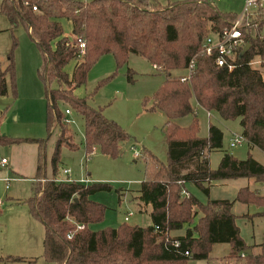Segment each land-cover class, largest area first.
I'll use <instances>...</instances> for the list:
<instances>
[{"label":"trees","instance_id":"1","mask_svg":"<svg viewBox=\"0 0 264 264\" xmlns=\"http://www.w3.org/2000/svg\"><path fill=\"white\" fill-rule=\"evenodd\" d=\"M0 14L8 22V31L19 26L24 30L40 56L36 75L45 102L47 138L53 130L57 131L49 157L50 176L44 171L45 138H11L0 134V145L37 144L32 195L24 203L30 216L42 226L41 257L45 262L185 264L187 260L206 259L212 244L226 242L230 245V257L242 259L239 264H264V240L258 244V252L249 250L234 224L231 201L212 199L200 203L191 194L179 195L185 183H192L206 194L207 186L216 180H264V166L249 154L236 159L223 152L217 166L210 169L208 154L221 147L222 132L209 123L206 136H197V120L191 105L193 100L221 120L238 119L240 136L248 148L255 147L264 153V69L260 72L249 66L254 57L264 63V37L259 34L264 25L263 14L255 16L257 20L250 24L253 28L243 31L239 26L244 45L232 59H227L234 65L230 71L225 65L217 66L212 57L198 55L187 81L171 77L170 72L184 70L198 52L202 39L230 26L237 17L235 13L220 12L212 0L164 4L156 0H1ZM61 19L70 22V38L63 35ZM75 38L82 39L85 48L69 79L63 67L71 58L77 59ZM10 42L6 65L0 66V96L7 94L8 86L15 95L12 52L17 42L13 35ZM103 54H111L116 67L123 65L129 54L137 55L151 66L160 67L156 71L164 74L148 110L160 111L165 116L166 161L160 163L144 153L152 164L151 179H143L137 191L139 202L150 206V224L144 227L122 223L114 228L89 229L102 221L105 210L89 196L109 187L101 183L54 181L59 149L65 145L62 136L69 132V126L62 121L65 108L82 119L85 154L96 149L117 157L119 144L130 140L101 110L72 93L84 83L87 70ZM185 115H191L190 122L178 127L175 120ZM255 199L258 198L246 188L239 189L235 198L242 202ZM195 209L201 213L196 224L186 228L182 235L170 236V232L192 220ZM75 224H82L83 228L74 231ZM68 232L71 236L66 238ZM174 240L179 243L176 248L171 244Z\"/></svg>","mask_w":264,"mask_h":264},{"label":"rangeland","instance_id":"2","mask_svg":"<svg viewBox=\"0 0 264 264\" xmlns=\"http://www.w3.org/2000/svg\"><path fill=\"white\" fill-rule=\"evenodd\" d=\"M158 1L164 4L176 0ZM212 1L216 5H226L236 12L242 8V0ZM256 18L242 19L239 22L240 28L243 31L248 27L253 28V25L250 24L257 20ZM60 25L63 33L71 37L70 22L61 19ZM0 28H3L0 31V66L2 68L6 65V54L10 49L11 35L15 37L17 42L12 52L15 95L8 86L7 94L0 96V134L11 138H45L44 171L46 176H50L49 157L54 147L57 131L53 130L47 138L44 122L45 102L42 86L36 75V70L41 64L40 56L20 26L13 29L12 32L7 30V23ZM259 34L264 37V26L259 28ZM81 59L71 58L64 65L63 71L69 79L76 62H80ZM252 62L251 68H256L260 72L263 71L264 63L260 64L257 57H254ZM127 69L130 70V80H128ZM180 72L183 74L184 70L171 71L170 76H180ZM163 79V72L154 70L149 62L137 55L129 54L126 62L116 67L111 54H103L87 70L84 83L72 90L75 97H84L88 105L101 110L106 119L115 122L130 137V140L119 144L117 157H110L95 150L84 158L82 119L70 110L71 113L68 117L72 122L69 124V132L62 136L65 145L59 149V163L55 178L60 179L58 177L59 170L65 167L68 168L73 177L89 179L86 184L101 183L109 187L108 190L95 191L89 196L91 200L105 207L102 221L90 225L89 229L91 230L104 227L114 228L122 223L141 227L150 223L149 215L144 211V205L137 198V191L143 179H151L152 164L144 153L153 156L160 163L166 161V142L163 132L165 116L160 111L148 110L152 101L151 97ZM54 84L53 82L51 86ZM192 107L197 120V136L205 137L209 120L206 111L194 104ZM209 118L210 123L222 132L221 147L211 150L208 154L210 169L217 166L223 152L231 154L236 159H244L249 154L251 158L264 166V153L257 148H248L244 140L233 147H228L232 134L239 135L240 133L238 119L223 121L211 111ZM190 120L191 115H185L176 120L175 123L178 127L186 126ZM26 145H23L25 147L21 146L16 152L18 163L22 162L23 164L27 159L28 149ZM3 146H0V154L9 160L10 154ZM134 150L138 155H134ZM4 171H8V169H0V201L2 203L0 207V257L2 258L0 264H27L21 261L9 262L5 260L3 257L5 254L2 251L4 249L2 239L5 228H9L12 221L16 220L17 217L27 214L28 209L24 200L32 195L30 181L24 180L17 183L11 181L9 188L5 190L3 179L9 178ZM213 184L207 186L206 194L193 184L188 186V189L200 203L212 199L231 201L230 212L234 215V224L238 228L240 238L248 246L262 242L264 240V181L262 185L257 187L247 178L216 180L213 181ZM242 186H248V190L258 199L246 202L235 200L237 191ZM14 192L18 199L9 198L10 193L15 196ZM126 195L130 199H126ZM10 199L14 201L12 205H8ZM124 216L127 217V220H123ZM194 217L190 222L183 223L181 229L175 230L176 233L181 234L186 228L191 229L198 220V218L195 220ZM34 222L40 227L41 231L39 232L42 235L41 224L38 221ZM38 241L40 242L39 238ZM36 248L38 249L37 241ZM39 253L41 254L40 250ZM229 254V244L214 243L210 246L206 259L187 260L185 264L240 263V259L230 257ZM31 264L49 263L43 259H38Z\"/></svg>","mask_w":264,"mask_h":264},{"label":"crops","instance_id":"3","mask_svg":"<svg viewBox=\"0 0 264 264\" xmlns=\"http://www.w3.org/2000/svg\"><path fill=\"white\" fill-rule=\"evenodd\" d=\"M82 1H87V0H82ZM156 1L159 2L158 0H156ZM176 1H180V0H176ZM0 2H1V0H0ZM172 2H174V1H172ZM213 4L215 5V7L220 12L235 13V15L237 16L240 13V11H241V10L239 12L238 11L237 12L233 11V10L230 9V7H226V5H221V4L220 5H218V4L216 5L215 2H213ZM2 19H4V20H2ZM6 23L8 24L6 18L3 15L0 14V27H2ZM1 30H3V28H0V31ZM63 35H65L66 37L70 38L69 35H67L65 33H63ZM180 74H182V73L180 72ZM192 104L197 106L195 104V102L193 103V100L191 101V105ZM201 109L204 110L203 108H201ZM204 111H206V110H204ZM207 118L209 119L208 120V124H209L210 123V118L209 117H207ZM178 119H176V120H178ZM208 124H207V127H208ZM0 131H1V129H0ZM25 144H27L26 147L28 149V151H27V159L25 160V162L23 164H22V162L18 163L17 162L18 158H16V152H18L17 150L21 146L25 147V146H23ZM0 146H3V145H0ZM3 147H6L5 148V149H7L6 151L9 152L10 159L8 160L6 158L7 164L4 165L3 167H0V169L1 170L5 169V168L8 169V171H4V172L7 174V177L9 178V182L13 181L14 183H17V182H20V181L29 180L30 181L29 185H30V188H31V183H32L33 177L35 175V168H36L37 144L36 143H32V142H27V143L20 142V143L6 145V146H3ZM252 148H255V147H252ZM95 150L96 149H94L93 152ZM0 158H5V157L2 156V154H0ZM84 158H86L85 154H84ZM63 169H67L68 170V168H65V167L61 168L59 170L58 177L60 179H63V180H68L69 179L71 181H74V182H77V183H83V184H86V183L89 182V179H87L86 177L85 178L73 177L70 174L69 170H68V173H63ZM247 179L251 180L253 182V184L255 185V187L262 185L263 181H264V180L263 181H256L253 178H247ZM223 180H228V179H223ZM9 182H8V187L4 188L5 190H7L9 188ZM211 183L213 184V182H211ZM3 184L5 185V182ZM210 184L208 186L212 185V184L211 185ZM190 185H192V183H185L184 184V188H185V190L187 191L188 194H191V192L188 189V186H190ZM213 185H215V184H213ZM241 188H246L247 190L249 189L248 186H242L239 189H241ZM207 191H208V188H207ZM249 192H251V191H249ZM9 198L18 199L16 193H15V196H13L10 193ZM12 202H14V201H12L10 199V202H9L8 205H12ZM8 205H7V208L9 207ZM1 206H2V203H1ZM140 211H141V209H140ZM144 211L146 213H148V215H149L150 206L149 205H144ZM195 213H196V215H195V217L194 216L193 217L196 220L197 218L200 217L201 213L198 212L196 209H195ZM123 220H124V217H123ZM126 220H127V218H126ZM34 221H36V220L33 219L30 216V214L28 213V211H27V214L25 216L21 215V217L20 216L17 217L16 220L12 221L11 226H9V228H7V227L5 228V230H4V238L2 239V242L4 244V249H2V251L5 254L3 256L5 260H7L9 262L10 261H21L23 263L31 264V263L35 262L36 260H38V259H42L41 254L39 253V250H40V252L42 251V244H41L42 235L39 232V231H41V229L38 226V224H36V222H34ZM238 233H239V231H238ZM169 234L171 236H177V235H182L183 233L177 234L176 231H172ZM38 238H39L40 242L38 241ZM36 241L38 242V249L36 248ZM222 243H226V242H222ZM226 244H228V243H226ZM39 247H40V249H39ZM249 250L251 252H253V253L254 252H258V250H259L258 244L249 246ZM0 251H1V248H0ZM39 254H40V257H39ZM16 257H20L21 259L20 260L13 259V258H16ZM1 259L2 258L0 257V260ZM238 259H240V258H238ZM29 260H33V261L32 262H28ZM240 260H242V259H240Z\"/></svg>","mask_w":264,"mask_h":264},{"label":"built area","instance_id":"4","mask_svg":"<svg viewBox=\"0 0 264 264\" xmlns=\"http://www.w3.org/2000/svg\"><path fill=\"white\" fill-rule=\"evenodd\" d=\"M32 10H35L34 6H32ZM259 13L263 14L264 16V0H242V9L230 26L223 27L217 33H209L202 39L198 52L188 61L187 66L184 69V73L179 76V80L181 81L189 80L191 72L194 68L195 57L198 55L212 57L213 62L217 66L225 65L227 67V70L230 71L234 67V65L227 62V59H232L233 56L236 54L237 50L243 47L244 45L242 34L239 29V22L243 18L255 17ZM73 43H74V46L77 48V52H78L76 58L80 59L84 53V48H85L84 41L80 38H75L73 39ZM252 63L253 62L250 61L249 66ZM151 67L154 70L160 68L155 65H152ZM63 113H64V116H63L62 121L69 126V124L72 122V120L69 119L68 117L71 111L65 108ZM206 116L207 117L210 116V111H206ZM242 140L244 139L240 136V134L239 135L232 134V137L230 138L229 143H228V147H233L239 144ZM88 154H85V156H87ZM134 155H138V153L135 152V150H134ZM6 164H7L6 158H0V167H3ZM63 173H68V170L63 169ZM3 181L5 182L4 188H7L9 179H3ZM54 181L69 182L71 180L69 179L63 180V179L55 178ZM179 195L180 197H186L188 196V193L185 189H181ZM0 206H1V201H0ZM126 218L127 217L124 216V220H126ZM82 228H83L82 224H75L74 231L80 230ZM65 236L66 238H69L71 236V232L66 233ZM171 244L173 245L174 248H176L179 243L177 240H174L172 241ZM183 254L188 255V252L184 251ZM240 256H243V253H241Z\"/></svg>","mask_w":264,"mask_h":264},{"label":"water","instance_id":"5","mask_svg":"<svg viewBox=\"0 0 264 264\" xmlns=\"http://www.w3.org/2000/svg\"><path fill=\"white\" fill-rule=\"evenodd\" d=\"M247 48V46H245L242 50H245ZM126 199H130V197L128 195H126ZM249 252V250H247Z\"/></svg>","mask_w":264,"mask_h":264}]
</instances>
